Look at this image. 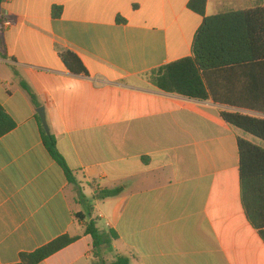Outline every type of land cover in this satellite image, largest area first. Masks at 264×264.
Wrapping results in <instances>:
<instances>
[{
	"label": "crops",
	"instance_id": "1",
	"mask_svg": "<svg viewBox=\"0 0 264 264\" xmlns=\"http://www.w3.org/2000/svg\"><path fill=\"white\" fill-rule=\"evenodd\" d=\"M189 2L0 0V105L16 124L0 138V264L65 235L79 239L40 264H94L91 220L117 235L99 252L108 262L264 264L239 172V139L255 142L220 115L237 110L151 82L153 71L193 56L203 17ZM258 7L264 0H208L206 15ZM63 51L86 72L69 71ZM41 107L82 203L44 145Z\"/></svg>",
	"mask_w": 264,
	"mask_h": 264
},
{
	"label": "trees",
	"instance_id": "2",
	"mask_svg": "<svg viewBox=\"0 0 264 264\" xmlns=\"http://www.w3.org/2000/svg\"><path fill=\"white\" fill-rule=\"evenodd\" d=\"M207 2H189V9L203 17L194 39L193 56L153 71L151 82L166 93L198 101L212 100L221 106L236 109H223L220 115L229 125L264 142V117L239 111L264 116V7L207 16ZM54 14L59 16L61 8L56 7ZM5 22L0 12V30ZM61 59L72 73L86 72L82 61L73 52L63 51ZM22 86L35 106H39L36 95L25 84ZM37 119L45 147L63 168L69 183L75 187L79 202H84L82 190L58 150L56 137L46 132L39 115ZM15 127L14 120L0 105V138ZM238 145L242 205L249 222L264 241V148L242 138ZM119 193V189L104 190L100 192V198L107 199ZM76 217L80 221L86 219V216ZM84 226L85 234L93 239L94 264H130V259L119 255L112 262L100 257L101 249L110 246L117 238L115 232L101 231L94 220L86 222ZM78 239L68 235L57 238L32 253L21 254L17 264H40Z\"/></svg>",
	"mask_w": 264,
	"mask_h": 264
},
{
	"label": "water",
	"instance_id": "3",
	"mask_svg": "<svg viewBox=\"0 0 264 264\" xmlns=\"http://www.w3.org/2000/svg\"><path fill=\"white\" fill-rule=\"evenodd\" d=\"M37 113H38V115L40 116V119H41V121H42V124H43V126H44L46 132L49 133L50 130H49V127H48V125H47V119H46V112H45V109L41 107V108H39V109L37 110Z\"/></svg>",
	"mask_w": 264,
	"mask_h": 264
},
{
	"label": "rangeland",
	"instance_id": "4",
	"mask_svg": "<svg viewBox=\"0 0 264 264\" xmlns=\"http://www.w3.org/2000/svg\"><path fill=\"white\" fill-rule=\"evenodd\" d=\"M252 140H253L256 144L259 143L260 146L264 148V142H263V141H261V140L255 138V137H252ZM75 196L78 197L77 192H75Z\"/></svg>",
	"mask_w": 264,
	"mask_h": 264
},
{
	"label": "built area",
	"instance_id": "5",
	"mask_svg": "<svg viewBox=\"0 0 264 264\" xmlns=\"http://www.w3.org/2000/svg\"><path fill=\"white\" fill-rule=\"evenodd\" d=\"M5 25V24H4Z\"/></svg>",
	"mask_w": 264,
	"mask_h": 264
}]
</instances>
